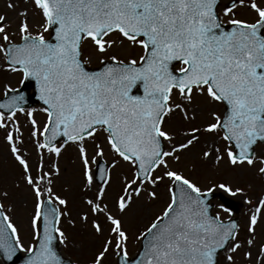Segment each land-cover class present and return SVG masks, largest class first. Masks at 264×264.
<instances>
[{"label": "snow or ice", "instance_id": "6c2138e0", "mask_svg": "<svg viewBox=\"0 0 264 264\" xmlns=\"http://www.w3.org/2000/svg\"><path fill=\"white\" fill-rule=\"evenodd\" d=\"M31 6L40 17L35 31L27 9L17 11L15 32L0 15V71L19 74L20 85L34 81L41 102L39 109L27 107L25 93L7 84L0 97V130L33 200L32 243L25 248L13 208L4 203L9 194L0 190L3 255L12 259L19 251L23 264H66L57 245L69 243L67 221L103 237L89 264H104L109 252L116 264H239L237 254L244 264H264V242L256 243L264 195L245 199L255 210L241 229L236 219L221 218V212L231 216L224 203L213 213L209 197L243 195L244 188L210 181L202 189L173 167L199 146L194 159L211 169L247 166L264 178V0H31ZM113 48L141 54L125 60ZM94 54L101 58L90 70ZM197 98L212 105L202 124L194 123ZM36 111L45 115L42 125ZM21 115L39 154L33 163L23 151ZM177 115L186 127L175 123ZM68 145L78 152L86 193L95 186L75 217L52 187L61 172L56 160ZM121 163L128 173L107 203ZM195 171L193 163L189 173ZM162 184L166 203L139 232L140 247L129 257L124 217L159 200Z\"/></svg>", "mask_w": 264, "mask_h": 264}, {"label": "rangeland", "instance_id": "374dc122", "mask_svg": "<svg viewBox=\"0 0 264 264\" xmlns=\"http://www.w3.org/2000/svg\"><path fill=\"white\" fill-rule=\"evenodd\" d=\"M9 2L15 3L17 8L15 10L7 8L6 4ZM24 9L28 10L31 17L30 23L35 31L39 24L40 17L36 15L35 10L32 8L31 0H0V15H6L9 18V22L12 25V28L10 29L11 32H15L16 30L18 22L17 11H22ZM241 16L249 19L251 18L250 14L243 12L241 13ZM16 39H19L18 35L16 36ZM111 52L116 53L121 59L125 60L138 59L141 54V50L139 48H125L122 50L113 48ZM110 54L111 53H109V55ZM100 58L99 54H94L91 57L90 67H97L98 60ZM5 84L11 87H19V74H11L5 71H0V97L4 94ZM195 103L199 106L200 111L197 113V119L194 123L202 124L205 122V118L207 117L209 109L212 105L208 104L206 100L201 98H197ZM39 108L40 105L31 107V109ZM221 110L222 106L216 107L217 112ZM35 118L40 125H42L46 119L45 115L40 111L35 112ZM174 121L180 127H186L178 115L174 117ZM19 122L22 125L21 131L25 141L23 151L26 153L29 162L33 163L38 160L39 154L34 148V145L29 141L31 126L23 115L19 116ZM3 136L4 131L0 130V190H7L9 194L8 201H4V203L13 208V220L17 223L21 242L26 248L32 243V236L28 226V214L33 208V200L29 190L26 188L21 179V170L11 157ZM87 147L89 158H91L94 155L91 143H89ZM257 152L259 153V148H257ZM105 153L106 154L103 159L106 162H110L112 155L111 152L105 148ZM198 154L199 146L186 154L182 158L180 165H173V167H179L183 171V174L189 176L194 181L198 179L199 185L202 189L209 186L210 181L225 182L233 188L237 186L244 188L245 194L233 197L240 203L241 209L238 212L239 224L241 229H244L247 224L248 216L255 210L254 203L246 204L244 201L247 199L254 202L256 197L264 195V178L259 177L256 174L255 169H248L247 166L244 168L232 169L226 164H222L219 169H211L209 166L200 163L198 159H194V157H198ZM56 162L58 163L61 172L53 179V190L56 194L64 196L69 200L67 210L73 217H75L77 213L81 211V197L85 194L91 196L92 192L95 191V186L93 187L92 192L87 193L83 188V177L81 171L82 166L79 160L78 152L74 145H68L66 149L62 151L61 156L56 160ZM193 163L196 164L197 171L189 173V168ZM91 166L94 167V165ZM44 170L48 171L49 169L45 168ZM125 173H128V166L125 163H121L119 167L113 171L112 184L108 189L107 203H111V199L114 198L120 187V180L123 178L122 174ZM167 183L168 181L166 180L165 184ZM17 184H19V187H17ZM158 191L161 196L159 200L151 203H145L134 213L130 211L129 214L124 217V226L129 236L127 250L130 256L135 254L139 248L140 241L136 239L139 232L150 222L151 218L162 210L164 204L166 203L164 184L160 186ZM219 203V201H216L215 205ZM134 207L136 206L134 205ZM113 211L115 210L113 209ZM216 211H218V209L215 207L214 212ZM220 215L223 220L234 216L232 213L231 216H229L228 213L224 212H221ZM63 229L69 237L67 247L62 245L63 253L76 262V264H89L93 253L99 248L103 237H97L91 231L90 227L82 226L79 222H77L75 228H72L69 227L67 221H64ZM105 234H107V232ZM241 236H246V233L242 231ZM261 242H264V220L261 221L260 226L257 228L256 243L259 245ZM237 260L239 261V264H244L239 254H237ZM115 263L116 256H114L112 252H109L107 258L104 260V264ZM0 264H2L1 260Z\"/></svg>", "mask_w": 264, "mask_h": 264}, {"label": "water", "instance_id": "95a60500", "mask_svg": "<svg viewBox=\"0 0 264 264\" xmlns=\"http://www.w3.org/2000/svg\"><path fill=\"white\" fill-rule=\"evenodd\" d=\"M90 70H95V69H90ZM34 87V92L33 94L29 95L28 94V91L31 87ZM22 90L26 97H27V101H26V104L27 106H32L34 104H37V103H40L41 102L39 101V98H38V94L35 90V82H31L29 83L28 81H25V84L24 86L20 89ZM135 91H138L137 90H134V94H142V89L139 93H136ZM218 198L222 203L225 204V206L227 208H229L231 211L235 212L236 214H238L239 210H240V206L238 205V203L229 198L228 196H222L220 193H216L215 195H210L209 199L212 203V205L214 206V200ZM214 208V207H213ZM213 208H212V212H213ZM232 219H236L238 221V217H234ZM57 251L59 252V254L61 255L62 259L65 260L66 264H68V262H71V264H75L70 258L66 257L63 255L62 251H61V245H57ZM0 258L3 262V264H23V261H24V258H25V254L23 252H17L13 257L12 259H7L2 251H0Z\"/></svg>", "mask_w": 264, "mask_h": 264}]
</instances>
